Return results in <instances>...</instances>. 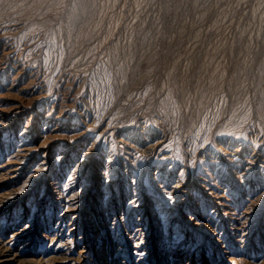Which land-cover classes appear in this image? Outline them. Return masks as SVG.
Returning <instances> with one entry per match:
<instances>
[{
	"label": "rangeland",
	"instance_id": "1",
	"mask_svg": "<svg viewBox=\"0 0 264 264\" xmlns=\"http://www.w3.org/2000/svg\"><path fill=\"white\" fill-rule=\"evenodd\" d=\"M0 264H264V0H0Z\"/></svg>",
	"mask_w": 264,
	"mask_h": 264
},
{
	"label": "bare ground",
	"instance_id": "2",
	"mask_svg": "<svg viewBox=\"0 0 264 264\" xmlns=\"http://www.w3.org/2000/svg\"><path fill=\"white\" fill-rule=\"evenodd\" d=\"M45 139H47V138H45ZM45 139H44V140H45ZM148 146H151V147H152V144H149ZM28 149L31 150V148H29V147H28ZM28 149H26V150H28ZM28 152H29V151H28ZM25 154H26V152L23 153V154H21V155H25ZM18 158H21V157H16V159H18ZM16 159H15V160H16ZM20 162H21V161H20ZM12 169H15V168H12ZM9 170H11V169H9Z\"/></svg>",
	"mask_w": 264,
	"mask_h": 264
}]
</instances>
